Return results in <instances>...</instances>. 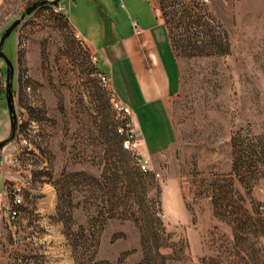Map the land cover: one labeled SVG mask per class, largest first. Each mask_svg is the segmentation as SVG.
I'll return each instance as SVG.
<instances>
[{
	"label": "rangeland",
	"instance_id": "rangeland-1",
	"mask_svg": "<svg viewBox=\"0 0 264 264\" xmlns=\"http://www.w3.org/2000/svg\"><path fill=\"white\" fill-rule=\"evenodd\" d=\"M37 1L0 0V37ZM155 3L179 88L166 103L173 140L146 171L131 111L63 10L41 5L5 38L17 130L0 149L9 171L55 192L6 238L20 248L9 264H264V0Z\"/></svg>",
	"mask_w": 264,
	"mask_h": 264
},
{
	"label": "crops",
	"instance_id": "crops-1",
	"mask_svg": "<svg viewBox=\"0 0 264 264\" xmlns=\"http://www.w3.org/2000/svg\"><path fill=\"white\" fill-rule=\"evenodd\" d=\"M63 4L70 25L91 49L97 67L100 63L104 67L99 71L118 99L129 107L142 158L166 148L173 140L166 103L178 91L179 73L155 0H64ZM2 171L0 264H9L7 251L20 248L17 242L7 243L6 238L16 240L27 220L43 216L37 206L44 199L52 201L55 192L46 183L32 181L23 190L27 203L20 208L17 220L10 222L1 207L11 202L2 197ZM5 171L10 180L18 177L7 168Z\"/></svg>",
	"mask_w": 264,
	"mask_h": 264
},
{
	"label": "built area",
	"instance_id": "built-area-1",
	"mask_svg": "<svg viewBox=\"0 0 264 264\" xmlns=\"http://www.w3.org/2000/svg\"><path fill=\"white\" fill-rule=\"evenodd\" d=\"M62 0L59 2L57 5L52 6L54 11L58 12L61 10H64V4ZM2 77V70L0 68V79ZM119 110L123 114H128L130 112L129 107L124 104L120 103L119 105ZM133 135L129 134V139L132 141ZM126 143L125 147L126 148H133L135 147V143L132 142ZM22 143L26 145H30V142L28 139L23 138ZM135 159L136 163L139 166V168L142 171L147 170V161L141 157L137 152H135ZM9 163V160L7 159V153L5 151V148L3 147L0 149V170L2 171V176H3V184H2V197L3 199H10L9 204H2V209L7 213L8 219L10 222H15L18 218L20 208L24 205V193L23 190L29 186L32 183V173L30 169H26L24 172L23 168V174L21 172H17L18 177L16 179L10 180L8 178V175L5 171L7 168V164ZM9 170V168H7Z\"/></svg>",
	"mask_w": 264,
	"mask_h": 264
},
{
	"label": "water",
	"instance_id": "water-1",
	"mask_svg": "<svg viewBox=\"0 0 264 264\" xmlns=\"http://www.w3.org/2000/svg\"><path fill=\"white\" fill-rule=\"evenodd\" d=\"M62 0H39L33 3L30 7H28L23 14L19 17V19L15 20L13 23L9 25V27L2 33L0 37V57L4 60L6 64V84H5V99L7 103V110L9 115V123H10V131L8 136L0 141V147L11 142L16 134L17 130V120L13 111V96H12V75H13V64L6 58L4 55L2 48L5 38L10 35V33L15 29L20 21H23L25 16L30 14L32 10L41 6V5H57Z\"/></svg>",
	"mask_w": 264,
	"mask_h": 264
},
{
	"label": "trees",
	"instance_id": "trees-1",
	"mask_svg": "<svg viewBox=\"0 0 264 264\" xmlns=\"http://www.w3.org/2000/svg\"><path fill=\"white\" fill-rule=\"evenodd\" d=\"M98 72H99V71H98ZM99 73H100V72H99ZM130 141H131V139H128V138H127L126 141H125V144L128 143V142H130ZM134 160H135V163H136L135 155H134ZM136 164H137V163H136ZM137 166H138V165H137ZM138 168H139V166H138ZM139 170H140V169H139ZM139 170H138V171H139ZM139 172H141V171H139Z\"/></svg>",
	"mask_w": 264,
	"mask_h": 264
}]
</instances>
